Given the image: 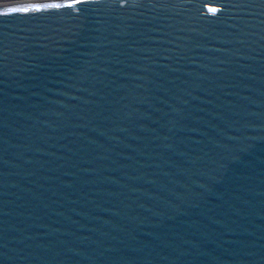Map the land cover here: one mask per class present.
Returning a JSON list of instances; mask_svg holds the SVG:
<instances>
[{"label": "water", "instance_id": "95a60500", "mask_svg": "<svg viewBox=\"0 0 264 264\" xmlns=\"http://www.w3.org/2000/svg\"><path fill=\"white\" fill-rule=\"evenodd\" d=\"M0 264H264V0L0 5Z\"/></svg>", "mask_w": 264, "mask_h": 264}, {"label": "bare ground", "instance_id": "6f19581e", "mask_svg": "<svg viewBox=\"0 0 264 264\" xmlns=\"http://www.w3.org/2000/svg\"><path fill=\"white\" fill-rule=\"evenodd\" d=\"M27 1H34V0H0V5L21 3V2H27Z\"/></svg>", "mask_w": 264, "mask_h": 264}, {"label": "snow or ice", "instance_id": "6c2138e0", "mask_svg": "<svg viewBox=\"0 0 264 264\" xmlns=\"http://www.w3.org/2000/svg\"><path fill=\"white\" fill-rule=\"evenodd\" d=\"M36 8H39L40 6L37 5L35 6ZM56 7H59V5H56ZM29 9L28 8H23V9H12L11 11H28Z\"/></svg>", "mask_w": 264, "mask_h": 264}]
</instances>
